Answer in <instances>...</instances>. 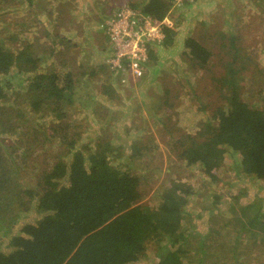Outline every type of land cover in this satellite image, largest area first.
<instances>
[{
  "label": "trees",
  "instance_id": "trees-1",
  "mask_svg": "<svg viewBox=\"0 0 264 264\" xmlns=\"http://www.w3.org/2000/svg\"><path fill=\"white\" fill-rule=\"evenodd\" d=\"M8 1L12 8L27 4L34 7L35 3V0H2L3 6ZM127 2L124 4L163 21L173 1L143 0L140 5L135 0ZM122 5L116 6L115 11ZM42 7L45 11L43 4ZM31 11L32 16L38 15L36 8ZM52 15L56 16V10ZM21 20L15 24L24 26L25 20ZM163 29V41L153 45L173 44L177 28L164 25ZM51 39L58 47L52 45L48 50H39L40 45L25 43L17 36H10L11 47L5 45L6 39L0 43V132L10 137V141L5 139L7 143H12L9 147L0 142V247L3 243L8 247L7 252L0 251V264H135L146 259L150 247L158 257L151 264H185L189 229L185 213L196 186L191 173L196 170L216 179L225 165L234 164L239 176L264 181V106L253 107L242 97L245 87L235 75L240 70L235 63L230 64L222 79V92L218 90L223 104L199 120L192 131L178 130L174 104L167 92L169 95L159 107H164L166 112L159 119L162 124L164 117L170 121L166 127L172 136L171 146L189 174H168V183L158 195L159 200L154 205L144 204L148 194V167L136 161H143L145 155L148 163L154 161L152 142L131 140L129 148L124 143L115 146V139H111L114 134L86 137L81 121L71 119V115L73 107L77 112L78 103L84 99V92L80 91L85 84V71L90 70L89 76H94L97 67L86 63L84 66L89 69L80 72L82 65L78 64L71 38L56 32ZM108 39L110 42L109 36ZM15 42L18 44L14 45ZM229 45L235 59L241 56L243 46L238 36ZM185 47L190 65L203 69L210 80H218L217 73L211 75L214 52L206 42L189 37ZM40 51L52 61L44 72H39L44 58ZM156 53L150 48V62L158 61ZM14 68L30 74L25 91L9 92L11 82H3V77ZM103 70L105 80L96 85L98 94L109 101L116 100L117 85L109 79L107 67ZM215 86L219 88L217 83ZM12 95L20 102L17 99L9 102ZM89 97L93 100L96 96ZM22 105L26 111L21 109ZM202 106L198 112L206 111ZM102 109L94 108L93 114L99 115ZM85 138L88 140L84 141ZM14 151L22 161L19 164L14 161L12 165L9 155ZM18 169L29 178L15 176ZM32 208L43 217L16 230L22 216ZM233 211L236 226L241 223L242 228L229 241L226 251L220 252L225 256L231 253L235 256L247 234L261 236L264 242V210L260 204L251 202ZM200 249L204 254L199 258L200 264H204L205 255L214 251L207 243H200ZM241 264H249V259Z\"/></svg>",
  "mask_w": 264,
  "mask_h": 264
},
{
  "label": "rangeland",
  "instance_id": "rangeland-1",
  "mask_svg": "<svg viewBox=\"0 0 264 264\" xmlns=\"http://www.w3.org/2000/svg\"><path fill=\"white\" fill-rule=\"evenodd\" d=\"M127 1L129 0H35L34 7H28L27 4L12 8L9 1L3 6L0 0V43L6 39L5 45L11 47L10 36H17L25 43L29 41L40 45L39 50L43 48L48 50L52 45L58 47L56 41L51 39L53 35L56 36V32L60 36L71 38L75 44L73 51L78 55V64L82 65L79 71L89 69L84 66L86 63L97 67L94 76H89L90 70L85 71L87 73L83 77L85 84L80 91L84 92L85 101L83 99L78 103L77 112L76 107H73L71 119L81 121L86 137L114 134L111 139H115L113 140L115 146L124 143L129 147L131 140L137 139L152 142L151 155L154 161L148 163L149 158L145 155L143 161L136 162L138 165L148 167V194L143 203L154 205L159 200L158 195L167 185L169 175L189 174L184 162L178 158L171 146L172 136L166 127L170 121L164 117L162 124L159 119L166 112L164 107L162 109L159 107L163 98L169 95L167 92H170L169 100L174 104L178 130L192 131L199 120L207 118L223 104L222 98L219 97L223 87L222 79L228 73L230 64L235 63L236 68L240 69L235 75L239 76L245 87L242 97L251 102L253 107L264 106V0H172L164 21L178 30L173 44L168 47L149 45V48L157 52L158 61L150 62L148 58L143 78L134 81L129 79L130 76L126 72L123 74L126 82H122L120 74L112 72L109 66L108 58L113 54L111 51L113 48L108 39L106 24L110 16L116 12V6L129 3ZM135 1L139 5L143 3V0ZM12 5L17 6L15 3ZM34 8L38 10L36 17L32 16L34 12L31 10ZM55 10L56 16L52 15ZM7 12L10 13L7 15ZM20 18L21 22L25 20L24 26L15 24ZM234 36H238L243 46L241 56L236 59L229 45ZM189 37L206 42L214 52L211 59V75L217 73L218 80H210L203 69L190 65V60L185 54V42ZM17 44L18 42L14 43ZM224 44L226 46H223ZM40 52L44 58L39 72H44L49 70L52 61L43 51ZM105 67L107 74L110 75L109 79L117 85L119 98L116 100L109 101L98 94L99 88L96 85L100 86L105 80L102 74ZM29 76V73L14 68L3 77V82H11L9 92L25 91L29 84ZM224 81L227 84L225 79ZM90 95L96 97L90 100ZM17 96L22 98L19 94ZM16 99V95H12L8 101L15 102ZM16 101L20 102L19 99ZM202 104H205V107ZM101 106L108 108L102 109ZM200 106L206 111L198 112ZM97 107L102 111L95 116L93 109ZM23 108L26 111L24 105L21 109ZM4 134L0 132V142L7 143L10 137ZM87 140L85 138L84 141ZM39 143L42 147L43 137ZM7 144L9 147L12 145ZM156 144L159 147H155ZM10 151L9 149L8 152ZM125 151L128 154V151ZM9 156H12L13 160L9 159L12 165L14 161L18 164L22 161L15 151ZM170 157L172 159H169ZM16 172L15 176L18 178L27 175L20 169ZM191 174H193L191 181L196 186L185 213L186 228H189L185 264H200L199 258L204 256L200 243H207L214 251L205 255L204 264H213L215 261H219V264H241L247 259L249 264H264V242L262 243L261 236L253 237L252 234H247V237L241 239L242 246L235 256L230 250H228L230 256L220 253L226 251L229 241H233L242 228L241 223L236 226L233 208L238 211L241 206L258 202L264 210V181L239 176L234 164L225 165L216 179L196 170ZM42 217V214H38L37 210L32 208L22 216L16 230L27 223H36ZM218 245L223 246L217 248ZM0 251H8L5 243L1 245ZM261 251L263 254L259 253ZM157 260L155 249L150 247L146 259L135 264H151Z\"/></svg>",
  "mask_w": 264,
  "mask_h": 264
},
{
  "label": "built area",
  "instance_id": "built-area-1",
  "mask_svg": "<svg viewBox=\"0 0 264 264\" xmlns=\"http://www.w3.org/2000/svg\"><path fill=\"white\" fill-rule=\"evenodd\" d=\"M164 25H168L166 21H159L127 4L108 19L107 34L113 48L109 66L120 74V81L126 82L123 79L126 72L134 81L145 76L149 45L163 41Z\"/></svg>",
  "mask_w": 264,
  "mask_h": 264
},
{
  "label": "crops",
  "instance_id": "crops-1",
  "mask_svg": "<svg viewBox=\"0 0 264 264\" xmlns=\"http://www.w3.org/2000/svg\"><path fill=\"white\" fill-rule=\"evenodd\" d=\"M112 53V52H111Z\"/></svg>",
  "mask_w": 264,
  "mask_h": 264
}]
</instances>
